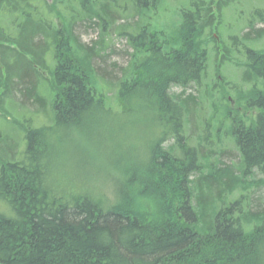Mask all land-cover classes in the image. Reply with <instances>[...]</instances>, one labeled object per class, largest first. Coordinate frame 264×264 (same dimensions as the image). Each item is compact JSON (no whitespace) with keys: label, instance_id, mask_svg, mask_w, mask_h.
<instances>
[{"label":"trees","instance_id":"trees-1","mask_svg":"<svg viewBox=\"0 0 264 264\" xmlns=\"http://www.w3.org/2000/svg\"><path fill=\"white\" fill-rule=\"evenodd\" d=\"M128 1L140 20L138 30L124 33L133 53L112 105L95 61L103 56L83 44L75 26L88 22L105 37ZM128 1L0 0V107L2 98L19 93L22 102L40 105L38 111L44 85L53 97L54 123L36 128L30 120L20 158L0 159V264H262L264 210L251 211L246 196L234 193L241 176L259 174L264 183V44L257 45L264 28L249 21V31L225 39L221 26L232 0L178 10L173 30L154 22L162 0ZM253 18L264 21V10ZM209 51L217 67L235 62L244 68L243 82L251 86L236 90L237 110L222 92L215 102L208 85L202 100L170 92L204 85ZM205 99L212 101L208 118L199 115ZM138 115L160 132L143 164L116 167L121 171L111 196L82 192L70 183H85L73 179L60 182L51 153L61 131L88 134L100 118ZM195 123L202 127L197 146L191 145ZM223 132L235 142L241 176L233 167L207 165L203 147ZM135 148L113 152L111 162L135 156Z\"/></svg>","mask_w":264,"mask_h":264},{"label":"rangeland","instance_id":"rangeland-1","mask_svg":"<svg viewBox=\"0 0 264 264\" xmlns=\"http://www.w3.org/2000/svg\"><path fill=\"white\" fill-rule=\"evenodd\" d=\"M199 1L202 0H162L156 11L155 19L157 21L154 20V22L167 30H173L179 20L177 15L178 10L189 8L190 4ZM232 1L230 3L232 5L224 11L225 17L221 26L223 28L221 33L225 39H227L229 34H235L241 37L245 32L249 31V28H247L249 21L255 23V29L264 28V21L253 18V14L257 10H264V0ZM122 2L121 4H123ZM128 3L129 5L127 4L125 11L120 9L121 13L119 15L121 19L114 23L111 29L105 33V37L100 38L98 27L93 25L89 27L88 22H78L75 26L76 32L80 36L83 44L94 47L103 56V58H96L95 61L99 66L101 75H104L106 79V90L104 91L108 93L109 101L112 105H115V102L112 100L113 95L111 94L115 92V84L119 80L117 78H121L122 71L128 67L127 64L133 53L128 38L124 33L130 34L138 30L137 27L140 20L138 13L129 1ZM252 36H255V33ZM216 41L217 45L222 47L220 38L216 37ZM248 43L251 44L250 42ZM263 44L264 39L259 40L257 43L259 46ZM208 49H212V44L208 46ZM210 54V69L208 70L203 86H193L187 89L181 88L180 86H172L170 92L176 95L185 92V96L192 95L202 100V91L208 85V89L209 87L213 89L212 92L215 96V102L219 103L222 92L230 102V108L237 110L239 101L236 90H248L251 86L249 83L243 82L244 68L240 65L237 66L235 62L224 65L225 67H219V65L217 67V65L212 63L214 53L210 52ZM239 58L238 60H241L240 62L244 61L243 56H239ZM42 86L39 89L40 95L45 99V105L38 111L36 110L40 105L34 106L32 102L30 104L22 102L23 96L19 93H14L13 96L10 94V96L2 98L0 114L4 113L5 115L1 114L0 116V159H7L5 157L6 155L9 159L13 155L15 159L20 158L25 142L24 128L29 126L30 120L33 127L39 128L45 126L47 128H53V97L49 91L45 90L47 86ZM211 106L212 101L205 99L204 110L199 115L204 116L206 114V118L210 117L212 115ZM136 118L137 120L125 119V117L118 119L114 117L100 118L94 125L92 124V133L88 134L75 131L77 129L69 130L64 134L61 133L65 131H61L57 136L59 142H52L55 147L53 146L54 149L52 148L51 153L53 155L52 161L54 160L56 162L54 170H56L57 178H62H60V182L65 184V181L73 179L76 183H79L77 184L78 186L85 183L78 188L69 182L71 187L77 188L82 192H89L96 197L102 194L111 196L114 189V178L119 180L117 176L120 175L121 170L118 168L123 169L130 165L137 166L143 164L147 157H149L148 146L157 139V134L160 132L158 127H153V124L146 118H141V115H138ZM198 120L200 122V117ZM195 124H197L196 129L194 126H188L192 128L191 145L193 146L198 145L199 136L202 134L200 124ZM122 125L125 126V129L113 130V134L109 131L112 127H122ZM210 136H212L209 139L213 142V146L207 147L204 145L203 147V149L206 148V152L210 153V161L207 165L219 168H224L225 166L233 167L235 168L236 176H241L242 172L237 168L240 155L232 137L226 132L219 134L218 137L214 135ZM52 137L54 138V136ZM121 139L125 141L122 144ZM54 141H56V138H54ZM129 145L136 147L133 150L136 153L135 156L128 154L124 160L118 161L117 163L119 164L115 166L110 160L111 155L113 152H115L113 157L119 155V153H123L124 151L122 150ZM208 166L203 164L204 173L209 172L207 170ZM240 178L242 182L237 188V191H235L234 198H237L242 193L246 196L243 201L247 204L248 209L251 211L264 210V183H262V177L259 174H255L254 176L248 175L243 178L241 176ZM262 262L264 264V253Z\"/></svg>","mask_w":264,"mask_h":264}]
</instances>
